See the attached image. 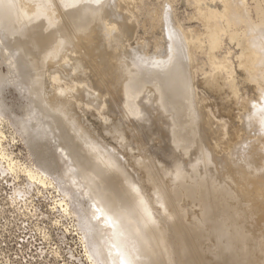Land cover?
I'll use <instances>...</instances> for the list:
<instances>
[{
    "label": "rangeland",
    "instance_id": "374dc122",
    "mask_svg": "<svg viewBox=\"0 0 264 264\" xmlns=\"http://www.w3.org/2000/svg\"><path fill=\"white\" fill-rule=\"evenodd\" d=\"M7 1L9 2V6L11 8L9 9V11H12L10 13V17L13 18V22L15 25L20 24L22 19L24 17H27V9H34L33 6L36 7L38 1H40L44 3L46 8H35L36 12H33V14H36L38 10H40L42 16L43 13L47 14V16H45L47 18L42 17L40 19V22H42L44 19V22H46V24L49 26V29L51 27L49 31H53V26L54 31L55 29L56 31H60V29L58 28H61L63 25H67L66 27H72V29H74V32L76 30L83 31V37H74L76 40L74 38L72 40L70 37L64 36L63 32L60 37L55 34L56 31H53V35L49 31L46 32L51 33V35L53 36H50L53 39L48 37L49 39L47 40V42L51 39V41H54V43L55 41H58L56 42L57 44L55 43L53 45V47H56L55 45H57L58 48H61L63 51L61 52V49L58 50V56L55 58V60L57 59L55 62H57L56 65L58 66V70L50 71L49 66H46L45 70H41V72H43L42 74H40L39 72V75H36V72H38L39 70H34L36 65L35 63H33V68H31L32 71L30 69V72L26 73L25 79H22L20 73L16 70H14V72V67L12 68V66L9 65L11 56L9 55V52L2 51L1 46L3 45V42L0 40V264H116L112 259L110 260L111 263H106L105 261H102V259H99L96 254L97 252L91 246V237L88 234L86 235L85 228L81 222L82 218L85 217L88 221L90 220L89 225L93 223V226H89L90 229L92 227L91 230L96 229L98 232L100 231L102 233L106 231L108 232L109 229L107 227V223L104 222L106 214L102 209H98L99 207L95 203V206H93L94 204H92L93 201L91 199V202L90 200H87L91 197L89 190L86 189L88 187L78 177H72L70 175L71 173L72 175H74L72 171L70 172L69 169L67 170L69 162H67L68 165H66L65 161H67V159L63 158L64 155L62 156V149H60L61 143L60 141H57L59 135L65 136L64 134H66L67 136L63 137L65 138L64 140L69 141L70 139L69 142H72L71 140L75 139L76 142L73 141L74 144H77V141L83 138L84 142L82 140V142L78 141L79 145H74L73 143H71V145H74H72V147H74L75 149H78L82 144L81 147L89 150L91 145V143L89 142H92V147L89 150L91 153H93L91 151L93 150V147V151H96L98 147L101 150V152H99L100 150L98 151L97 149L100 155L95 154L94 152V155L96 157L98 156L99 158L100 156L101 158V155H105L104 157L102 156V160L104 162L108 159L109 161L112 159L111 157L108 158L109 155L112 157L114 156L116 160H119L116 161L115 159H112L111 164H114L115 161L118 165L117 166L116 163L113 165H116L114 172L110 175L112 176L113 174V179L111 177H108L109 179H107L106 181L103 180L102 182L105 181V183L103 184H105L106 188L104 186V189L102 190L101 188L103 187V185L101 183L102 187L101 185L96 187V192L98 190L100 191H98L96 194L98 197L106 194L109 196L110 192L112 191L108 192V190H113V185H115V183H112L115 180L117 184V181H119V185L122 183L121 187H123V192L125 190H128L130 187H132L129 189L130 191L134 188L135 190L133 189L132 191H137L135 192V194H133V196L135 195L134 200H137L141 204L140 206V204L138 203L140 207L139 209L141 210V208H143L141 210L142 212L145 213L147 211L149 215L151 214V217L148 215V218V216L146 215L148 213L146 212L145 216H147L146 218L149 221V224L151 222L152 231L158 230L162 234L161 237L167 250V257H170V259L168 258L167 260L170 261V264H264V178L262 176L259 177L260 175L264 176V167L262 166L264 165V154L262 156V153H264V145L262 146L261 144L264 143V124L261 125L260 123H258V121L255 120L256 118L253 117L255 116L253 113L256 106H259V108L261 107V110L257 109L259 113L261 111L259 116H264V53L259 57L258 60L262 65L260 67V71L257 74H251L252 78L250 76L246 77L245 73L237 68V54L240 52L238 45L235 43H229L227 38L224 39L223 46L218 54L220 57H222L224 54L227 55L228 61H231V63L229 62L231 67H233L231 68V71H234V75L232 74V79L234 80L235 84L234 89L237 91V105L234 103L233 106H229L231 102L227 101L226 99V95L228 94L229 90L228 87L223 86L221 88H216L217 91H215L214 89L207 88L209 87L207 86L208 84L206 85V87L203 83L202 85L199 82L202 79V81H204V77L206 74L205 72L210 68V64L205 53L207 49L206 43L204 46L205 51L203 47V50L200 48H197L200 50H196V48H194L195 50L193 49V57L194 61L196 62L192 78L193 80L189 78L191 76H188L191 75L190 67L188 68L189 65L187 63L189 59V56L187 55L189 54V52L188 48L185 49L186 43L182 41L181 35L183 34V32L190 33L191 31L192 36L196 37L201 35L204 38V35L202 34L204 33V27L200 19L197 18L198 12L192 6L191 0H134L135 2L133 1V5L131 4V0H98L97 6H93V3H91V1L93 0H86L84 4H80V6L76 4L70 10L62 9V11L65 10V22H62L59 18L62 12L60 13L59 9H54L53 6L46 4L45 1L47 0H37V2L36 0H33L34 2H29L32 0L22 2H19V0ZM257 1L261 2L262 4L264 3V0H247L250 9H247L244 12L245 14L242 13L243 16H249L250 20L253 21L252 23H255L254 25H257L260 22V19H258V17L262 18L261 16H258L253 8H251ZM120 2L121 4L123 2L125 3L120 5ZM25 3L29 5H26ZM23 4L29 6L30 8H27L25 6L27 8L25 9ZM115 5L117 7H115ZM124 5L125 7H123ZM127 7L130 8L127 9ZM24 10H26V14H24ZM42 10L44 11L42 12ZM54 10H56V12ZM67 11L69 12L68 14H66ZM75 11L76 13H74ZM57 12H59L60 14L58 15ZM30 13L31 12H29L28 14ZM69 14H71V16ZM159 18H161L162 20ZM237 18H235V22L237 23V25L235 23V29L244 27L243 24H238V22L241 21V18H238L240 21ZM47 19L49 21H47ZM106 19L109 21H107ZM103 21H105L108 25H110L111 22V25L108 26ZM60 23L64 24L60 25ZM261 23L264 24V20ZM56 24H58V27ZM263 24L260 28V30L262 29L261 32H264ZM102 27L106 29L102 30ZM84 31L87 32L85 35ZM261 32L259 31L257 34H252L251 36L254 35V38L249 36V39L251 38L252 40H250L253 41V39H255L256 37L258 38ZM261 35L258 38L259 42L263 41L261 40ZM54 36L57 37H55L54 39ZM262 37H264V35ZM85 38H87L86 42H84ZM77 41H79L80 44H82L83 42V44L80 45L79 43H77ZM258 41L256 39V42L259 44ZM47 44H49V42ZM260 44L259 45L263 47L262 50H264V45H262L263 43ZM79 45L82 54L74 51L80 49L78 47ZM90 49L93 50L90 52ZM165 51L169 54V56L165 53ZM228 52L230 55H228ZM53 53L55 54L54 51ZM91 53L93 55L89 56ZM159 53H161V55H159ZM54 54L53 56H55ZM71 54H76V56H71ZM162 55H165L167 57L165 58ZM44 56H46V54L43 55L42 60L45 59ZM88 56L90 60L89 58H87ZM158 56L161 57V59H159ZM58 57L60 58L58 59ZM149 57L152 58V60ZM168 57L173 58H170L169 60ZM47 58L48 56L46 57V59ZM63 58H65V60ZM109 58H112L115 61L121 59L120 61H116L119 64L116 63V66L113 67L114 71H122L123 69L124 72L127 73L125 75V78H127H124V82H121L123 83L124 87L122 97L124 99V102L122 100L121 105H118L119 107H116V109L112 107L111 100L109 99V95L107 94L109 86H105V84L103 85V83H96L95 76L92 71V68L98 66L99 62L107 60L109 61ZM155 58H157V60L164 59L166 61L162 62L158 60L159 62H162L159 63L155 60ZM180 58L183 62V69L185 70V73L187 72V77L192 82L188 79V93H186V96L184 98L185 101L181 104V107L175 106L173 103H171L172 101L170 99L168 100L169 102L167 101L168 104L165 103L164 106L168 108V116H170L169 118H171V122L170 120H167L168 123H161V121L158 120L160 116H158V114H155V112L158 113V110L159 112H162L161 109L163 110V105L160 103H149V105L148 103H143L144 101L142 100H144V97L146 96L144 88L149 82L153 81L152 77L157 75V69H161L163 68L162 66L167 64V66L172 67L173 62L174 64L177 63V59ZM46 59L45 61H42V66L44 62L48 61ZM143 59H148L152 61L151 63H154L155 61L156 65L158 63V67L154 64V68L153 64H149L150 62H147L148 60L146 61V63L148 64H144L145 60L142 61ZM95 61L98 62L95 63ZM164 62L166 64H164ZM128 64H130L131 66H129ZM159 64H161L162 66H159ZM169 64H171V66ZM126 65H128V67H126ZM8 67L11 68L9 69ZM203 70L206 71L203 72ZM160 71L162 70H159V72ZM16 72H18L17 75L19 74V79L16 75ZM33 72L35 74H33ZM51 75L57 76H54V78ZM200 75L202 78L200 77ZM39 79L41 83H39ZM25 80L27 83L25 82ZM24 85H27L29 89H25L26 86ZM256 85L259 88L256 89ZM104 86L107 90L104 89ZM55 88L57 89L58 95L64 96L62 99L63 101L65 98L70 99L71 103L68 102L69 100H65L66 103H68L67 105L65 101L64 103L59 101L60 107L65 106L62 109H66L67 106L73 104L71 105L72 107L70 106V108H67V110H63L66 111L65 121L63 117L56 118L54 116H50L48 114L49 112L47 111V108L41 105L44 100L43 96H49L50 90H54ZM223 88H226V92ZM53 90H51V92H56L55 90ZM67 90L70 92L68 93ZM194 90L195 95L197 94V92L201 93L200 96L204 99V101H206L204 102L205 105H203V107L206 106L204 107L205 109L202 108L201 103H196V99H194L195 95L193 93ZM59 92L63 93L59 94ZM223 93H225L224 96ZM77 97L82 98L77 99ZM193 99L195 100L194 102ZM245 102L248 105V110L245 108L246 110L244 109L243 111L245 112H243L241 111V108L243 107ZM32 104L34 105L32 106ZM173 107L175 108V110H171V108ZM225 107H232L231 109L234 110H232L233 113L239 114V116L244 117H242L239 123H237L238 118H232L233 116H231V114L226 112L223 113ZM68 110L71 111V114ZM67 111L69 113H67ZM74 111V115L76 114L77 116L78 114H80L76 117L77 119L72 113ZM118 111H120L122 114ZM241 112L243 113V115ZM25 114L27 115V117L29 116V118H25ZM38 114L42 115L41 118L43 121L49 120L46 127H43L42 124L40 126L41 122H39V120H41V118ZM196 114L200 119L196 116ZM71 115L74 116L75 122L77 120V122L79 123L74 126L73 124L76 123L72 121L73 128H71L72 126L69 125L73 117L72 119H68V117H70ZM48 116L50 118H48ZM146 116L150 117L151 120H149V118L147 119ZM151 116H156L158 118L155 119ZM209 116H211V118H209ZM259 116L257 117V120H262ZM20 117L22 119L24 118L25 120H22ZM78 117H80L81 120ZM66 118L70 121H68ZM34 119L36 120V124ZM21 120L24 123H27V133L24 132L23 128H21ZM209 120L211 122H214L209 123ZM66 121L68 122V126L66 124ZM151 121H155V123H151ZM169 123L171 124V126L169 125ZM172 123L173 125L175 124L174 127H172ZM240 123L242 125L241 129L239 130ZM80 124H83L81 126L83 128H86L84 129L89 133L88 136L91 133L93 134V137L92 135L88 137L91 138V140L87 138V133H85V130H82V127L78 126ZM142 124H144V126ZM176 124L178 125V127H176ZM182 124L184 125L182 126ZM209 124H213L212 126L215 127V132L212 136L209 133ZM259 124L263 127H260ZM64 125H66V127H64ZM69 126V130H75L74 133L76 134V136L71 130L74 138L71 137L72 133L70 132L71 134H69V132L66 130V128L68 129ZM77 126L79 128H77ZM161 126L163 132L158 133V131H161ZM165 127L167 128V130L165 129ZM236 127H238L237 129L239 131H242V129H244V132L242 131L241 136H239V134L237 137H233L232 139L230 133L234 136V129ZM35 128L38 130H36ZM182 129H184V131ZM45 130H50V132L52 130L53 131L49 133ZM81 130L82 138L78 137V135H81ZM164 130L166 133L168 131V133L170 134H165ZM169 130L171 131L169 132ZM246 130H248L251 134H254L253 132L255 130V133L258 134L257 143L259 144L261 142V145H257V150H254V145L256 146L257 143L255 144V142H253L252 140H248L249 143H247L248 141L246 139L248 138H243L244 135H247ZM83 131L86 134L87 140L89 141H85L86 138H84L85 134L83 133ZM67 132L69 135H67ZM77 132L79 133L78 135ZM28 133H30V135ZM258 136H262V138L260 139V137L258 138ZM75 137L78 138V140ZM95 137L98 139L96 140ZM241 137L243 138L242 142L240 140L242 139ZM61 140L63 141L62 138ZM245 140L247 144L244 142ZM214 141L217 143V146L219 145V147L221 145H227V150L233 149L231 155L230 153L228 154V152H231L230 150H225L228 155L226 154V152H222L220 154L216 153L217 146H215V148L213 146L214 144H212ZM227 141H232V143L235 142L233 143L234 146L231 145L232 143ZM236 141H240L239 143L243 145H240L238 143L239 145L237 146ZM95 143L97 144V146H95ZM101 143H104L106 146L102 144L103 146L101 147ZM198 143H200V146L197 145ZM83 144H85V146L87 145L88 147H85ZM250 144L251 147H249ZM239 146H241V148H239ZM258 146L262 147L259 148ZM104 147H106L107 150L108 148L110 150L113 149V152L109 150V152L106 153L109 155H106L105 152L107 150H105ZM233 147L237 148L235 149ZM245 149L247 150L245 151ZM103 150L104 152L102 153ZM196 151H199V153H197ZM259 151L260 153L262 152L261 154L259 153L260 155L256 153ZM114 152L118 155L116 156ZM192 152H196V154L194 153L195 156ZM223 153L225 154V156ZM198 154H201V156ZM248 154L251 156H249ZM254 154L256 156H253ZM234 155L236 158L234 157ZM220 157L224 158L226 161L231 160V163H226L225 160L222 158L220 159ZM230 157L232 159H229ZM119 158H123V161H121V159ZM238 158L244 159L239 160ZM252 158H254V160ZM217 159H220L221 161H217ZM243 160H246L249 163L252 162V165L250 164V168L252 169H250L251 171L248 169L246 172L245 169L247 168L246 165H248V163L246 161L244 162ZM184 161H186V165L184 164ZM240 161H243V165L240 164ZM118 162L120 163L122 169L120 168ZM218 162L221 164H219ZM253 162H258L259 164H253ZM261 162L263 163L262 165ZM217 163L218 166L221 165V167H219L220 169L218 168ZM228 163L230 164V167L232 166L231 164H233L232 167H234L235 169L236 166H239L237 169L243 172L237 171L236 173V171H233V173H236V175H233L232 172H230V174L226 173L225 171H228L230 169ZM223 164L224 166H222ZM254 165H257L256 169L252 168L254 167ZM198 166H202V169L198 168ZM225 166L226 168L229 167L228 170L225 168ZM124 167L126 170L124 169ZM207 167H213L211 168L213 172L209 173V169ZM232 167L230 171L232 170ZM120 169L123 173L119 171ZM205 169H208V172ZM66 170L69 172H67L68 174L66 173ZM200 170L204 173L199 174L201 173ZM253 170H255L256 174L253 173ZM91 172L89 170L88 173L86 172L85 174L92 184V182L94 183V180H96V174H93L94 171ZM124 172L127 173V176L130 175V177L126 178ZM244 172H246L245 175ZM249 172L255 174V176L252 174L255 178L251 177L252 175H250ZM257 172H259L260 175H258ZM205 173L207 175H205ZM239 173H241L240 177L239 175H237ZM90 174H93L92 176L95 179L91 177ZM117 174H119V177L117 176ZM199 175H201V178L199 177V179H197V177L195 179V177ZM227 175L229 178H227ZM256 175L258 176V178ZM120 176H123L121 180L122 182L120 181ZM231 176H233V178L236 180L238 179V176L240 180L243 181V183L239 179L237 181L234 180ZM131 177L133 178V180ZM170 178L172 179V181ZM168 179L170 180L168 181ZM246 179H248V183H246ZM108 180H111L112 182H109ZM252 181L253 183H251ZM125 182L132 183V186L131 184L123 186V184H126ZM167 182H169V184ZM244 184L246 185V187L244 186ZM107 185L109 187L112 185V187L108 188ZM84 186H86V188ZM241 186L245 190V193H243L244 191H241ZM125 187L127 189H125ZM238 188L240 190H238ZM105 189L108 190L104 191ZM103 191L104 193H102ZM130 191L128 193L126 191L125 192L130 197H133L131 196L132 191L131 193ZM87 194H89L90 196ZM257 205H259V208ZM93 208L96 209L94 210ZM97 209L98 211H96ZM259 209H261L262 211ZM100 210H102V213L105 215L101 214ZM259 211L263 213L261 214L259 213ZM97 212L98 214L103 215L105 218L101 217V215H97ZM87 215L89 217H87ZM156 216L158 217L156 218ZM153 218L156 219L154 220ZM251 221L256 223H253ZM162 222L163 225L161 224ZM104 223H106V225ZM101 225L104 227H102ZM97 226L99 229H97ZM159 226H162V229L159 228ZM100 228L102 229V231ZM158 228L161 230H159ZM166 235L167 238L165 237ZM103 236H105L103 239L104 242L109 239V235L106 234ZM111 236H113L112 233ZM168 238L169 240L167 241ZM106 243L107 242H105V244ZM169 243H171V245ZM92 252H94V254ZM248 258L250 261H248Z\"/></svg>",
    "mask_w": 264,
    "mask_h": 264
},
{
    "label": "bare ground",
    "instance_id": "6f19581e",
    "mask_svg": "<svg viewBox=\"0 0 264 264\" xmlns=\"http://www.w3.org/2000/svg\"><path fill=\"white\" fill-rule=\"evenodd\" d=\"M22 2V1H27V0H19V2ZM45 1V0H44ZM80 1H81V3H80ZM85 1L86 0H47V1H45V3L46 4H49L50 6H53V8L54 9H59L60 11V13H61V15L59 16V18L61 19V21L62 22H65V17H64V12H65V10L64 11H62V9H72V7L73 6H75L76 4H78L79 6H80V4H84L85 3ZM90 1V0H89ZM97 1L98 0H93V1H91V3H93V6H97ZM103 1V0H102ZM119 1H121V0H119ZM119 1H117V2H119ZM132 1V2H131ZM130 2H131V4L132 3H134L135 1L134 0H131ZM134 1V2H133ZM165 1H167V0H165ZM17 2V1H16ZM29 2H34L33 0L32 1H29ZM29 2H27V3H29ZM36 2H37V0H36ZM88 3V2H87ZM90 3V4H91ZM123 3H125V2H123ZM122 3V4H123ZM165 3V2H164ZM22 4V3H21ZM26 4V3H25ZM23 4L24 5V8L25 9H27L29 6H26V5H29V4ZM34 4V3H33ZM121 4V2H120V5H122ZM130 4V3H129ZM190 4V3H189ZM191 4H192V6L194 7V9H196V11L198 12V16H197V18L198 19H200V21H201V23H202V25H203V27H204V33H202L203 35H204V38L201 36V35H199V36H196V37H194V36H192V34H191V31H190V33L189 32H183V34L181 35V32H180V35H181V39H182V41L184 42V43H186V48L185 49H187L188 48V52H189V54L187 55V56H189L188 58V61H187V63H188V68L190 67V74L191 75H188V76H191V77H189V78H193V73H194V70H195V61H194V57H193V49L194 48H196V50H200V49H202V47L204 48V46H205V43L207 44V49H206V55H207V59H208V61H209V64H210V68H209V70L208 69H206V70H208V71H206V70H203V72L204 71H206L205 73V77H204V81H202V80H200L199 82L202 84H204L205 86L207 85V86H209V87H207V88H211V89H214L215 91H217L216 90V88H221V87H228L229 88V90H228V94L226 95V99H227V101H229V102H231L230 103V105L229 106H233V104L235 103L236 104V95H237V91L234 89L235 88V84H234V80L232 79V74L234 73V71L232 72L231 71V68H233V67H231V65H230V63H231V61H228V59H227V55H223L222 57H220L219 56V51H220V49L222 48V46H223V41H224V39L225 38H227L228 39V41H229V43H235V44H237L238 45V47H239V49H240V52L237 54V60H238V69L239 70H242L244 73H245V76L246 77H251L252 78V76H251V74H257L259 71H260V67L262 66L261 64H260V62L258 61L259 60V57L264 53V50H262L263 49V47L262 46H260L261 44L260 43H263L262 45H264V37H262L264 34V32L262 31L261 32V30H260V28H261V25L263 24V23H261L264 19H263V15H264V3L262 4L261 2H256L255 4H254V6L253 7H251V8H253L255 11H256V13L258 14V16H261L262 18H260V17H258V19H260V22L257 24V25H254L252 22L253 21H251L250 20V17L248 16V17H246L245 15L243 16L242 15V13L243 14H245L244 12L247 10V9H250V7H249V5H248V2H247V0H191ZM39 5V6H38ZM88 5V4H87ZM118 5V4H117ZM119 5V6H120ZM126 5V4H125ZM125 5L123 6V7H125ZM128 5V4H127ZM133 5V4H132ZM131 5V6H132ZM18 6H19V4H18ZM21 6V5H20ZM27 8H26V7ZM36 6V5H35ZM91 6H92V4H91ZM92 6V7H93ZM130 6V7H131ZM188 6H190V5H188ZM38 7H41V8H46V6L44 5V3L43 2H40V1H38V4H37V6L36 7H34L33 6V8L34 9H27V11H28V13L29 12H31L30 14H26L25 13V11L26 10H24V14H26V16L27 17H24L23 15V19H22V21L20 22V24H17V25H15L14 24V22H13V18L12 17H10V13L12 12H10L9 11V9H11L10 8V6H9V2L7 1V0H0V40L3 42V45L1 46L2 47V51L4 52V51H7V52H9V55L11 56V60H10V62H9V65H11L12 66V68L14 67V69H13V71L14 70H16V71H18L19 73H20V75H21V78L23 79H25V76H26V73H28V72H30L29 70L31 69V68H33L32 67V65H33V63H35V71H37V70H39L38 72H36V75L38 74L39 75V72H40V74H42L43 72H41V70L43 71V70H45V67L46 66H49V70L50 71H55V70H58V66L56 65V63L57 62H55L56 60H55V58L58 56V50H60L59 48H58V46L57 45H55L56 47H53V45L56 43V42H58V41H55V43H54V41H51L53 38V34H54V32L56 31V29H55V31H54V26H53V31L51 32V31H49L50 29H51V27H50V29H49V26L46 24V22H44V19H43V21L42 22H40V19L42 18V17H45V16H47V14H44L43 13V16H42V13L40 12V10H38V12L36 13V14H33V12L35 13L36 12V9L35 8H38ZM115 7H117L116 5H115ZM129 7V8H130ZM21 8V7H20ZM30 8V7H29ZM32 8V7H31ZM97 8V7H96ZM120 8V7H119ZM128 7H127V9H129ZM22 9V8H21ZM40 9V8H39ZM50 9H51V7H50ZM126 9V8H125ZM32 10H35V11H32ZM44 10H42V12H43ZM55 12H56V10H54ZM254 11V12H255ZM46 12V11H45ZM59 12H57L58 13V15L60 14ZM73 12V11H72ZM53 13V12H52ZM69 12L67 11L66 12V14H68ZM74 13H76V11L74 12ZM78 13V12H77ZM246 13H248V12H246ZM57 15V16H58ZM70 16H71V14H69ZM73 16H75V15H73ZM243 16V17H242ZM241 18L240 20L238 19V18ZM45 18H47V17H45ZM70 18V17H69ZM74 18V17H73ZM107 18V17H106ZM235 18H237L240 22H238V24L240 23V24H243L244 25V27H241V28H236L235 29V21H236V19ZM56 19V18H55ZM105 19V18H104ZM159 19H161V18H159ZM158 19V20H159ZM46 20V19H45ZM107 20V19H106ZM162 20V19H161ZM173 20V19H172ZM16 21V20H15ZM47 21H49L48 19H47ZM67 21H69V20H67ZM107 21H109V20H107ZM111 21V20H110ZM153 21V20H152ZM174 21V20H173ZM51 22V21H50ZM103 22H105V21H103ZM168 22V21H167ZM176 22V21H175ZM56 23V22H55ZM106 23V22H105ZM174 23V22H173ZM257 23V22H256ZM49 24V23H48ZM61 24H64V23H60V25ZM72 24V23H71ZM107 24V23H106ZM113 24V23H112ZM254 25V27H253V25ZM57 25V27H58V24H56ZM105 25V24H104ZM108 25V24H107ZM110 25H111V22H110ZM110 25H108V26H110ZM236 25H237V23H236ZM264 25V24H263ZM67 26V25H66ZM65 25H63L61 28H58V29H60V31L59 30H57L56 31V33L55 34H57L59 37H60V35L62 34V32H63V35L64 36H68V37H70L72 40H73V38L75 37V38H80V36H82L83 37V31H77L76 30V28H75V32H74V29H72V27H66ZM162 26V25H161ZM56 27V28H57ZM156 27V26H155ZM166 27V26H165ZM171 27V26H170ZM176 27V26H175ZM237 27V26H236ZM103 28V27H102ZM108 28V27H107ZM109 28H111V27H109ZM178 28V27H177ZM106 29V28H105ZM104 28L102 29V30H105ZM166 29V28H165ZM264 29V28H263ZM108 30V29H107ZM153 30V29H152ZM51 32L52 33V35H51V33H46V32ZM261 32V34H263V35H261V40H263L262 42H259L258 41V38H259V36H258V38L256 37L255 39H253V41H251L250 39H249V36H251L252 34H257L258 32ZM85 32V31H84ZM195 32V31H194ZM87 32H85L84 33V35L86 34ZM193 33V32H192ZM198 33V32H197ZM104 34V33H103ZM164 35V34H163ZM50 36H52V37H50ZM87 36V35H86ZM95 36V35H94ZM103 36V35H102ZM127 36V35H126ZM125 36V37H126ZM165 36H166V34H165ZM254 36V35H253ZM253 36H251V37H253ZM52 38L50 41H48L49 42V44H47L48 42H47V40L49 39V38ZM55 37H57V36H54V39H55ZM174 37V36H173ZM74 38V39H75ZM164 38V37H163ZM166 38V37H165ZM254 38V37H253ZM59 39V38H58ZM57 39V40H58ZM84 39V38H83ZM86 39L87 38H85V41L84 42H86ZM94 39V38H93ZM121 39V38H120ZM120 39H118V40H120ZM126 39V38H125ZM130 39V38H129ZM256 39H257V41L259 42V44L256 42ZM61 40V39H60ZM76 40V39H75ZM77 40H79V39H77ZM81 40H82V38H81ZM88 40H90V39H88ZM116 40V39H115ZM169 40V39H168ZM122 41V40H121ZM51 42V43H50ZM53 42V43H52ZM82 42V41H81ZM89 42V41H88ZM123 42H124V40H123ZM123 42H121V43H123ZM157 42V41H156ZM168 42V41H167ZM253 42V43H252ZM75 43V42H74ZM77 43H79V41H77ZM77 43H75V44H77ZM114 43H115V41H114ZM113 43V44H114ZM166 43V42H165ZM57 44V43H56ZM80 44V43H79ZM82 44H83V42H82ZM82 44H80V45H82ZM142 44V43H141ZM78 45V44H77ZM80 45L78 46L79 48H80ZM87 45H89V44H87ZM98 45V44H97ZM83 46H85V45H83ZM83 46H82V48H83ZM141 46V45H140ZM188 46H190V47H188ZM61 47V46H60ZM117 47V46H116ZM77 48V47H76ZM167 48V47H166ZM197 48H200V49H197ZM52 49V50H51ZM78 49V48H77ZM164 49V48H163ZM93 50V49H92ZM91 49H90V52L92 51ZM133 50V49H132ZM159 50V49H158ZM161 50H162V48H161ZM173 50H174V48H173ZM195 50V49H194ZM203 50V49H202ZM53 51L55 52V54L53 53ZM74 51H76V52H78V53H81L82 54V51H81V48L79 49V50H74ZM73 51V52H74ZM85 51H86V49H85ZM97 51V50H96ZM129 51V50H128ZM168 51V50H167ZM181 51H183V50H181ZM204 51H205V48H204ZM56 52H57V54H56ZM61 52H63L62 51V49H61ZM84 52V51H83ZM130 52V51H129ZM170 52V51H169ZM231 52V51H230ZM55 55V56H53V54ZM85 53H88V52H85ZM93 53H94V51H93ZM165 53H166V51H165ZM164 53V54H165ZM171 53V52H170ZM174 53V52H173ZM197 53V52H196ZM202 53V52H201ZM46 54V56H44L45 57V59H46V57L48 56V58L46 59V60H48L47 62H44V64H43V66H42V61H45V59L44 60H42V57H43V55H45ZM48 54V55H47ZM84 54V53H83ZM108 54V53H107ZM166 54H168V53H166ZM172 54V53H171ZM175 54V53H174ZM203 54H204V52H203ZM73 55H75L76 56V54H71V56H73ZM88 55V54H87ZM91 55H93L92 53L89 55V56H91ZM115 55V54H114ZM113 55V56H114ZM126 55V54H125ZM137 55V54H136ZM156 55V54H155ZM159 55H161V53H159ZM176 55V54H175ZM183 55H185V54H183ZM228 55H230L229 54V52H228ZM6 56V55H5ZM86 56V55H85ZM89 56L87 57V58H89ZM111 56V55H110ZM119 56V55H118ZM148 56V55H147ZM152 56V55H151ZM162 56H164L165 58L167 57V56H165V55H162ZM168 56H169V54H168ZM172 56V55H171ZM98 57V56H97ZM116 57V56H115ZM122 57V56H121ZM141 57V56H140ZM159 57V56H158ZM163 57V58H164ZM185 57V56H184ZM183 57V58H184ZM7 58V57H6ZM60 57H58V59H59ZM71 58H74V57H71ZM78 58V57H77ZM92 58V57H91ZM128 58V57H127ZM142 58H144V57H142ZM146 58V57H145ZM150 58V57H149ZM169 58V57H168ZM171 59L173 58V57H170ZM170 58H169V60H170ZM182 58V57H181ZM177 59L178 60V62L177 63H175L174 64V62H173V66L172 67H169V66H167V65H164V64H166L165 62H164V66H162L161 64H159V66H162L163 68H161V67H159V68H161V69H157L156 70V72H158V73H156L155 75L156 76H154V77H152V79H153V81H151V82H149L148 84H147V86L146 85H144V86H146L145 88H144V90H145V97H144V100H142V101H144L143 103H148V105H149V103H151V104H157V103H160V104H162L163 105V110L161 109V111L162 112H159V110H158V113L157 112H155V114H158V116H160V118H158V117H156V116H151V117H153V118H155V119H157L158 118V120L159 121H161V123H166L167 122V120L169 121L171 118H169L170 116H168V108L167 107H165L164 105H165V103H167L168 104V100L170 99L172 102L171 103H173L175 106H179V107H181L182 105V103L185 101L184 100V98H185V96H186V93H188L187 92V85H188V77H187V72L185 73V70L183 69V62H182V59ZM64 60H65V58H63ZM94 59H95V57H94ZM93 59V60H94ZM106 59V58H105ZM104 59V60H105ZM110 59V58H109ZM118 59H119V57H118ZM151 60H152V58H150ZM154 59V58H153ZM159 59H161V57H159ZM158 59V60H159ZM185 59V58H184ZM186 59H187V57H186ZM63 60V61H64ZM76 60V59H75ZM78 60V59H77ZM89 60H90V58H89ZM121 60V59H120ZM120 60H116V61H120ZM145 59H143L142 61H144ZM148 60V59H147ZM147 60H145V62H144V64L146 63V61ZM155 60L156 61H158L157 60V58H155ZM169 60H168V62H169ZM81 61V60H80ZM115 60H113L112 58L108 61H101V62H99V64H98V66H96V67H94V68H92V71H93V73H94V76H95V80H96V83H103V85L105 84V86H109V88H108V90L106 89V87L104 88V89H106L107 90V94L109 95V99L111 100V103H112V107L113 108H115L116 109V107H119L118 105H121V103H122V100H123V102H124V99L122 98L123 97V89H124V87H123V83H121L122 81L124 82V80L127 78H125V75L127 74L126 72H124V70L122 69V71L120 70V71H114V66H116V62ZM133 61V60H132ZM159 61H166V60H164V59H162V60H159ZM158 61V62H159ZM186 61H185V63H186ZM256 61H258V62H256ZM65 62V61H64ZM96 62H98V61H95V63ZM126 62V61H125ZM147 62H150L149 64H153V67H154V64H155V66H157L158 67V63H157V65H156V63H155V61H154V63H151L152 61H150V60H148ZM162 62H159V63H162ZM230 62V63H229ZM59 63H61V62H59ZM187 63H186V65H187ZM66 64H67V62H66ZM65 64V65H66ZM77 64V63H76ZM117 64H119V63H117ZM131 64V63H130ZM130 64H128L129 66H131ZM146 64H148V63H146ZM61 65V64H60ZM128 65H126V67H128ZM170 66H171V64H169ZM57 66V67H56ZM69 66V65H68ZM9 68V67H8ZM11 68V67H10ZM9 68V69H10ZM62 68V67H61ZM91 68V67H90ZM118 68V67H117ZM125 68V67H124ZM139 68V67H138ZM155 68V67H154ZM187 68V69H188ZM197 68V67H196ZM132 69H133V67H132ZM135 69V68H134ZM204 69V68H203ZM155 70V69H154ZM159 70H162V71H160L159 72ZM11 71V70H10ZM31 71H32V69H31ZM130 71V70H129ZM137 71V70H136ZM139 71V70H138ZM201 71V70H200ZM15 72V71H14ZM18 72H16V75H17V73ZM45 72V71H44ZM58 72V71H57ZM155 72V71H154ZM53 73H55V72H53ZM152 73H153V71H152ZM189 73V72H188ZM12 74V73H11ZM32 74V73H31ZM33 74H35L34 72H33ZM32 74V75H33ZM67 74V73H66ZM200 74V73H199ZM203 74V73H202ZM15 75V76H16ZM19 75V74H18ZM18 75H17V77H18ZM69 75V74H68ZM153 75V74H152ZM204 75V74H203ZM234 75V74H233ZM52 76V75H51ZM54 76H57V75H53L52 77H54ZM35 77V76H34ZM52 77H51V79H52ZM200 77H201V75H200ZM55 78V77H54ZM125 78V79H124ZM199 78V77H198ZM202 78V77H201ZM200 78V79H201ZM18 79H19V77H18ZM38 79V78H37ZM42 79V78H41ZM137 79V78H136ZM30 80V79H29ZM193 80V79H192ZM198 80V79H197ZM21 81V80H20ZM39 81H40V79H39ZM38 81V82H39ZM141 81V80H140ZM189 81H191L190 79H189ZM25 82H26V80H25ZM37 82V83H38ZM109 82V83H108ZM192 82V81H191ZM27 83V82H26ZM39 83H41V81L39 82ZM110 83H112V84H110ZM142 83V82H141ZM159 83V84H158ZM199 83V84H200ZM107 84V85H106ZM146 84V83H145ZM202 84V85H203ZM130 85V84H129ZM201 85V86H202ZM24 86H26V88L25 89H29V87H27V85H24ZM82 86V85H81ZM204 86V87H205ZM65 87V86H64ZM190 87V86H189ZM192 87V86H191ZM42 88V87H41ZM52 88V87H51ZM58 88V87H57ZM83 88V87H82ZM237 88V87H236ZM255 88L257 89V88H259V87H257V85L255 86ZM56 89V88H55ZM54 89V90H55ZM65 89H67V88H65ZM206 89V88H205ZM223 89H225V92H226V88H223ZM51 90H53V89H51ZM51 90H50V95L48 96V95H44L43 96V98H44V100H43V102L41 103V105H43V107H45V108H47V111L49 112L48 114L50 115V116H54V117H56V118H64V121H65V112L66 111H63V110H67V108H70V106L71 105H73V104H70L71 102H70V99H64V101L65 100H69L68 102H70L69 104H70V106H67V108L65 109H62L63 107H65V106H62V104H61V106L62 107H60L59 105H60V103H59V101H61V102H63L64 103V101L62 100L63 99V97L64 96H61V95H58V92H57V89L55 90L56 92H51ZM53 90V91H54ZM59 90H60V88H59ZM78 90V89H77ZM62 91V90H61ZM68 91V90H67ZM66 91V92H67ZM189 91H190V89H189ZM70 91H68V93H69ZM143 92V91H142ZM63 92H59V94H62ZM65 93V92H64ZM193 93H194V95H195V90L193 91ZM212 93H213V91H212ZM34 94V93H33ZM142 94V93H141ZM200 94L201 93H199V92H197V94L195 95V98L194 99H196V103L197 104H200L201 103V105H202V108H204V107H206V106H204L203 107V105H205L204 104V102H206V101H204V99L200 96ZM217 94V93H216ZM220 94V93H219ZM224 94L225 93H223V96H224ZM41 95V94H40ZM67 95V94H66ZM191 95V94H190ZM189 95V96H190ZM221 96V95H220ZM68 97V96H67ZM136 97V96H135ZM205 97V96H204ZM80 98V97H79ZM78 97H77V99H79ZM82 98V97H81ZM80 98V99H81ZM222 98V97H221ZM193 99V102L195 101ZM207 99V98H206ZM168 101V102H167ZM212 101V100H211ZM226 101V100H225ZM245 101V100H244ZM192 102V101H191ZM210 102V101H209ZM65 103H66V101H65ZM73 103V102H72ZM140 103V102H139ZM68 103H66V105H67ZM74 104H76V103H74ZM224 104V103H223ZM227 104H229V103H227ZM232 104V105H231ZM245 104H246V102H245ZM243 105V107L241 108V111H243L245 108L247 109L248 107V105L246 104V105ZM29 105H31V104H29ZM34 104H32V106H33ZM39 105V104H38ZM125 105V104H124ZM127 105V104H126ZM159 105V104H158ZM193 105V104H192ZM207 105V104H206ZM225 105V104H224ZM237 105V104H236ZM235 105V106H236ZM141 106H144V105H141ZM200 106V105H199ZM240 106V105H239ZM255 106V105H254ZM72 107V106H71ZM124 107V106H123ZM148 107V106H147ZM170 107V106H169ZM187 107V106H186ZM29 108V107H28ZM31 108V107H30ZM76 108V107H75ZM126 108V107H125ZM159 108H161V107H159ZM193 108V107H192ZM232 108V107H231ZM231 108H228V107H225V109L223 110V113L224 112H226V113H229V114H231V116H233L232 118H238V122L237 123H239V121L242 119V117H244V116H239V114H235V113H233V109H231ZM252 108H253V106H252ZM261 108V107H260ZM259 108V106L257 107H255V109H254V115L256 116H253L254 118H256L255 120L256 121H258V123H260L261 125H263L264 124V116L263 115H261V116H259L260 115V113H261V111H260V113H259V111H257V109L258 110H261ZM43 109V108H42ZM118 109V108H117ZM121 109V108H120ZM119 109V110H120ZM155 109V108H154ZM170 109V108H169ZM172 109H174L175 110V108L173 107V108H171V110ZM205 109V108H204ZM245 109V110H246ZM32 110V109H31ZM35 110V109H34ZM74 110H76V109H74ZM145 110V109H144ZM173 110V111H174ZM233 110V111H232ZM248 110V109H247ZM68 111H70V110H68ZM67 111V113H69ZM73 111V110H72ZM146 111V110H145ZM148 111V110H147ZM150 111V110H149ZM201 111V110H200ZM205 111H207V110H205ZM252 111V110H251ZM38 112V111H37ZM77 112V111H76ZM118 112H120V111H118ZM123 112H124V110H123ZM176 112V111H175ZM180 112H182V111H180ZM194 112H196V111H194ZM243 112H245V111H243ZM73 113V115H74V113H75V111L74 112H72ZM79 113V112H78ZM121 113V112H120ZM150 113V112H149ZM149 113H148V115H149ZM242 113V112H241ZM249 113V112H248ZM257 113H258V115H257ZM29 114V113H28ZM35 114H36V112H35ZM70 114H71V111H70ZM122 114V113H121ZM191 114V113H190ZM206 114H207V112H206ZM222 114V113H221ZM26 115V114H25ZM38 115H40V114H38ZM80 114H78L77 116H79ZM200 115V114H199ZM242 115H243V113H242ZM41 116L42 115H40V118H41ZM68 116V115H67ZM75 116V118L77 117L76 116V114L74 115ZM74 116H70V117H68V119L69 118H71L72 119V117H73V119L71 120V123L69 124V125H71L72 127L71 128H73V125L75 126V125H77V124H79L78 122H77V120H76V122H75V118H74ZM196 116H197V114H196ZM230 116V117H231ZM247 116H248V114H247ZM260 117V119H262V120H257V117ZM24 117V116H23ZM147 117V116H146ZM174 117V116H173ZM187 117V116H186ZM198 117V116H197ZM252 117V116H251ZM21 118V117H20ZM25 118H29V116L27 117V115L25 116ZM48 118H50L49 116H48ZM47 118V119H48ZM79 119H80V117H78ZM149 118V120H151V118L150 117H147V119ZM199 118V117H198ZM209 118H211V116H209ZM208 118V119H209ZM22 119V118H21ZM67 119V118H66ZM67 119V120H68ZM77 119V118H76ZM197 119V118H196ZM200 119V118H199ZM246 119V118H245ZM22 120H25L24 118L22 119ZM21 120V121H22ZM30 120V119H29ZM35 120V119H34ZM55 120V119H54ZM81 120V119H80ZM79 120V121H80ZM173 120V119H172ZM188 120V119H187ZM212 120V119H211ZM49 121V120H48ZM48 121L46 120V121H43L42 120V118H41V120H39V122H41L40 123V126H41V124H42V126L43 127H46L47 126V124H48ZM63 121V120H62ZM68 121H70V120H68ZM72 121L73 122H75L76 124H73L72 125ZM130 121V120H129ZM156 121V120H155ZM155 121H153L154 123H155ZM180 121V120H179ZM23 122V121H22ZM22 122H20V124H21V128H23V130H24V132H26V131H28V129H27V127L28 126H26V122L24 123H22ZM38 122V123H39ZM53 122V121H52ZM67 122V121H66ZM132 122H134V121H132ZM145 122V121H144ZM152 121H151V123H153ZM170 122H171V120H170ZM173 122V121H172ZM176 122V121H175ZM212 122H214V121H212ZM210 120H209V123H212ZM29 123V122H28ZM81 123V122H80ZM158 123V122H157ZM157 123H156V125H157ZM168 123V122H167ZM242 123V122H241ZM239 124L238 126L240 127L239 128V130L241 129V125L242 124ZM257 123V122H256ZM33 124V123H32ZM35 124H36V120H35ZM59 124H60V122H59ZM67 124V126H68V122L66 123ZM259 124V125H260ZM81 125H83V124H80V125H78L79 127L81 126ZM143 126H144V124H142ZM155 125V124H154ZM161 125H163V124H161ZM169 125L171 126V124L169 123ZM169 125H168V128H169ZM177 125V124H176ZM184 124H182V126H183ZM199 125V124H198ZM210 125V124H209ZM213 125V124H212ZM212 125H210V127H209V133H210V135L212 136L213 134H214V132H215V127L214 126H212ZM215 125V124H214ZM247 125V124H246ZM259 125H257V126H259ZM260 125V127H263V126H261ZM77 126V128H79ZM159 126V125H158ZM165 126V125H164ZM175 126V124L173 125V123H172V127H174ZM235 126H237V125H235ZM62 127H63V123H62ZM64 127H66V125H64ZM82 127V126H81ZM155 127H157V126H155ZM176 127H178V125L176 126ZM259 127V128H260ZM30 128V127H29ZM33 128V127H32ZM37 128V127H36ZM35 128V129H36ZM48 128V127H47ZM76 128V127H75ZM76 128V129H77ZM85 128V127H84ZM83 127H82V130L84 129ZM138 128V127H137ZM233 128V127H232ZM238 127H236L233 131H234V136L230 133V135L232 136V139H233V137H237L239 134V136H241V133H242V131L244 130V129H242V131H239L238 129H237ZM258 128V129H259ZM39 129H40V127H39ZM42 129V128H41ZM49 129V128H48ZM55 129V128H54ZM63 129V128H62ZM70 129V126L68 127V129L66 128V130L69 132V134H71L72 132H71V130H69ZM81 129V128H80ZM86 129V128H85ZM84 129V130H85ZM159 129V128H158ZM165 129L167 130V128L165 127ZM175 129V128H174ZM187 129V128H186ZM31 130V129H30ZM34 130V129H33ZM36 130H38V129H36ZM35 130V131H36ZM51 130V129H50ZM50 130L49 131H46V132H49V133H51L50 132ZM82 130H81V135L79 136L78 134V132H77V135H78V137H81L82 138ZM163 129H162V126H161V131H158V133L159 132H163L162 131ZM172 130V129H171ZM171 130H169V132L171 131ZM183 131H184V129H182ZM261 130V129H260ZM56 131V130H55ZM65 131V130H64ZM73 131V133L75 132V130H72ZM90 131V130H89ZM139 131V130H138ZM175 131V130H174ZM181 131V130H180ZM247 131V135L245 136H243V134H242V136H243V138L244 139H246V138H248V139H246L247 141L248 140H252L253 142H255V144L258 142V139H257V133H255V130H254V132H253V130H252V132L254 133V134H251L248 130H246ZM245 131V132H246ZM29 132H31V131H29ZM33 132V131H32ZM41 132H44V131H41ZM40 132V133H41ZM68 132H67V135H69L68 134ZM71 132V133H70ZM79 132H80V130H79ZM244 132V131H243ZM27 133V132H26ZM34 133V132H33ZM48 133V134H49ZM73 133H72V136L71 137H73L74 138V136H73ZM83 133H84V131H83ZM85 133H87V138L88 137H90V135H92V137H93V134L91 133L89 136H88V132H87V130H85ZM84 133V134H85ZM164 133L165 134H167L168 133V131H167V133L165 132V130H164ZM182 133V132H181ZM186 133V132H185ZM199 133V132H198ZM233 133V132H232ZM251 135H250V134ZM29 135H30V133H28ZM35 134V133H34ZM36 134H37V132H36ZM130 134V133H129ZM162 134V133H161ZM164 134V135H165ZM168 134H170V133H168ZM245 134V133H244ZM262 134V133H261ZM38 135H40V134H38ZM44 135V134H43ZM65 136H66V134H64ZM74 135L76 136V134L74 133ZM95 135V134H94ZM159 135V134H158ZM198 135V134H197ZM229 135V136H230ZM260 135V134H259ZM40 136H42V135H40ZM65 136H63V135H59V138L57 139V141L59 142L60 141V143H61V146H60V149H62L61 150V152H62V156L64 155V157L63 158H65V159H67V161H65L66 162V165H68L67 164V162H69V166H68V168H67V166H66V168H67V170L69 169V171L71 172H73V174L74 175H72V173L70 174L72 177H74V178H76V177H78L79 179H81L82 181H83V183H85V185L88 187V188H86V186H84L87 190H89V192H90V195H91V197L89 198V199H87V200H92L93 202H92V204H96L98 207H96V208H98V209H102L103 211H105V214H103L102 213V210H100L101 211V214H103V215H105L106 216V218L103 216V215H101V214H98V212H97V215H101V217H104L105 218V221L104 222H106L107 223V227L109 228L108 229V232L106 231V232H98L96 229H94V230H96V231H94V230H91L92 229V227H91V229L89 228V226H91V225H89V222H90V220L88 221L87 220V218H82V224H83V226H84V228H85V232H86V235L88 234L90 237H91V239H90V241H91V246H92V248H94V250L97 252L96 254H97V256L99 257V259H102V261H105L106 263H111V259L112 260H114V262L116 263V264H170V261L169 260H167L168 258L170 259V257H167L168 256V254H167V250H166V247L164 246V242H163V240H162V237H161V233L158 231V230H154V231H152V229H151V222H150V224H149V221L147 220V216L149 215V213L148 214H146L147 216H145V213L144 212H142L141 210L143 209V208H141V210L139 209L140 207H139V205H138V203L140 204V202H138L137 200V202L134 200L135 198H134V196H133V194H135V192H137V191H132L133 189H131V191H132V193H131V191L129 190L130 188H132V187H130L129 188V186H128V190L130 191V193L132 194L131 196H133V197H130L128 194H126V192L128 191V190H125V189H127L126 187H125V191L123 192V187H121V180H122V177H121V179H120V185H119V181H117L118 182V184L114 181L112 184H114L115 183V185H113V190H108V189H105L104 191H107L108 190V192H110V191H112V192H110V194H109V196L106 194V195H103V196H101V197H98L97 196V192L99 191H97L96 192V187H98L99 185H101V183H102V185H103V187H102V185H101V189L103 190L104 189V186H105V184H103V183H105V181L107 180V179H109L110 177L112 178L113 177V174H112V176H110L111 175V173H113L114 172V169H115V167H116V165H117V163L114 161V164L116 163V165L115 166H113L114 164L112 163L111 164V161H112V159L114 160L115 159V157L113 158L112 156H110L109 154H106L107 152H109V148H108V150H107V148L106 147H104V149L105 150H107L106 152H105V154L106 155H109V157L108 158H112L110 161H109V159L108 160H106L105 162L102 160L103 159V157L105 156H103V155H101V158H100V156H99V158H98V156L96 157L95 155H94V152H95V154H98V155H100L99 154V152H101V150L99 149V147L97 148L98 149V151H97V149H96V151H97V153H96V151H93L94 150V147L92 148L93 150H91L93 153H91L89 150H90V148L92 147L91 145L93 144L92 142H89V143H91V145H90V148H89V150H87L86 148H84V147H81V145L79 146V148L78 147H76V148H78V149H75L74 147H72V145L74 144L73 143V141L74 142H76L75 141V139L74 140H71L72 142H69L70 141V139H69V141L68 140H64L65 138H63V137H65ZM85 137L84 138H86V134L84 135ZM163 136V135H162ZM162 136H161V138H162ZM171 136H172V134H171ZM182 136V135H181ZM180 136V137H181ZM34 137V136H33ZM39 137V136H38ZM51 137V136H50ZM67 137V136H66ZM70 137V136H69ZM168 137V136H167ZM260 136H258V138H259ZM31 138V137H30ZM29 138V139H30ZM35 138V137H34ZM61 138L63 139V141L61 140ZM76 138V137H75ZM87 138H86V140L85 141H89V140H87ZM96 138V137H95ZM166 138V137H165ZM242 138V137H241ZM243 138L242 139H240V138H238V139H240L241 140V142H242V140H243ZM262 138V136L260 137V139ZM47 139V138H46ZM77 140H78V138H76ZM80 139V138H79ZM88 139H90L91 140V138H88ZM93 139V138H92ZM98 138H96V140H97ZM176 139V138H175ZM230 139H231V137H230ZM237 139V138H236ZM235 139V140H236ZM259 139V140H260ZM45 140V139H44ZM48 140V139H47ZM83 141V138L82 139H80V140H78V141H80V142H82ZM178 140V139H177ZM246 140L244 141L245 143H246ZM263 140H264V138H263ZM262 140V141H263ZM35 141V140H34ZM49 141V140H48ZM78 141H77V144L76 145H79L78 144ZM99 141V140H98ZM170 141V140H169ZM173 141V140H172ZM233 141V140H232ZM232 141H227V142H230V143H232ZM31 142V141H30ZM84 142V141H83ZM95 142H97V141H95ZM100 142H101V140H100ZM237 142V141H236ZM240 141H238L237 143H236V145L238 146L240 143H239ZM260 142V141H259ZM32 143V142H31ZM33 143H36V142H33ZM48 143V142H47ZM71 143H73L72 145H71ZM89 143H87V144H89ZM233 143H235V142H233ZM233 143L231 144V145H233ZM239 143V144H238ZM247 143H249V141L247 142ZM246 143V144H247ZM261 143V142H260ZM259 143V144H260ZM74 144V145H75ZM86 144V143H85ZM85 144H83L84 146H85ZM96 144V143H95ZM99 144V143H98ZM102 144H104V143H101V147L103 146ZM166 144V143H165ZM212 144H214L213 146L215 147V146H217V143L214 141ZM227 144V143H226ZM246 144H244V145H246ZM258 143L256 144V146L254 145V150L256 149V147H257V145H259ZM262 144V146L264 145V143H261ZM260 144V145H261ZM73 145V146H74ZM105 145V144H104ZM198 146H200V143H198L197 144ZM230 145V144H229ZM228 145V146H229ZM240 145H243V144H240ZM95 146H97V144L95 145ZM106 146V145H105ZM234 146V145H233ZM262 146H258L259 148L260 147H262ZM85 147H88L87 145L85 146ZM230 147V146H229ZM243 147V146H242ZM249 147H251V144L249 145ZM248 147V148H249ZM83 148V149H82ZM111 148V147H110ZM173 148V147H172ZM189 148V147H188ZM216 148V147H215ZM231 148V147H230ZM233 148H237V147H233ZM239 148H241V146H239ZM245 148H246V146H245ZM179 149H180V147H179ZM217 151H216V153H218V154H220V153H222V152H226L225 150H227V145H221L220 147H219V145L217 146ZM215 149V150H216ZM243 149V148H242ZM262 149V148H261ZM264 149V148H263ZM113 150V149H112ZM112 150H110V151H112ZM174 150V149H173ZM230 150V149H229ZM229 150H227V151H229ZM233 150V149H232ZM232 150H230L231 152H228V154L230 153V155H231V153H232ZM244 150V149H243ZM242 150V151H243ZM247 149H245V151H246ZM249 150V149H248ZM257 150V149H256ZM171 151V150H170ZM180 151V150H179ZM193 151H195V150H193ZM244 151V152H245ZM263 151V150H262ZM104 152V150L102 151V153ZM113 152V151H112ZM111 152V153H112ZM197 152V151H196ZM196 152H194L195 154H196ZM249 152V151H248ZM250 152H252V151H250ZM255 152V151H254ZM264 152V151H263ZM101 153V154H102ZM115 153V152H114ZM113 153V154H114ZM174 153V152H173ZM180 153V152H179ZM193 153V152H192ZM193 153V154H194ZM197 153H199V151L197 152ZM236 153H238V152H236ZM256 153H260V151L259 152H256ZM255 153V154H256ZM262 153V152H261ZM260 153V154H261ZM113 154H111V155H113ZM116 154V153H115ZM114 154V155H115ZM195 154H194V156H195ZM201 154H202V152H201ZM201 154H198V155H200L201 156ZM224 154V153H223ZM226 154H227V152H226ZM227 154V155H228ZM239 154H242V153H239ZM253 154V153H252ZM253 155V156H256V155ZM259 154V155H260ZM263 154L264 153H262V156H263ZM118 154H116V156H117ZM175 155V154H174ZM198 155H197V158H198ZM249 155V154H248ZM247 155V156H248ZM103 156V157H102ZM177 156V155H176ZM221 156V155H220ZM223 156V155H222ZM224 156H225V154H224ZM223 156V157H224ZM239 156V155H238ZM249 156H251V155H249ZM234 157H235V155H234ZM242 157V156H241ZM246 157V156H245ZM244 157V158H245ZM257 157H259V156H257ZM256 157V158H257ZM261 157V156H260ZM264 157V156H263ZM106 158V157H105ZM185 158V157H184ZM197 158H195V159H197ZM200 158V157H199ZM202 158V157H201ZM222 157H220V159H221ZM236 158V157H235ZM234 158V159H235ZM244 158H238L239 160H242V159H244ZM64 159V160H65ZM119 159H121V161H123V158H119ZM203 159V158H202ZM220 159H217V161H221ZM222 159H224V158H222ZM227 159V158H226ZM229 159H232L231 157L229 158ZM233 159V160H234ZM253 160H254V158H252ZM116 160V159H115ZM118 160V159H117ZM116 160V161H117ZM186 160V159H185ZM190 160V159H189ZM225 160V159H224ZM237 160V159H236ZM263 160V159H262ZM119 161V160H118ZM121 161H120V163H121ZM216 161V162H217ZM231 161V160H230ZM230 161H226L225 160V162L227 163V162H230ZM244 161V160H243ZM243 161H240L241 163V165H243L242 163H243ZM246 161V160H245ZM244 161V162H245ZM185 162L186 161H184V164H185ZM193 162H194V160H193ZM192 162V163H193ZM196 162V161H195ZM222 162H224V161H222ZM247 163H248V165H249V167H248V165H246L245 163V165L247 166V168L245 169L246 170V172H247V170L249 169H251L250 168V164L252 163H249L248 161H246ZM259 162H260V159H259ZM263 162H264V160H263ZM119 163V162H118ZM120 163H119V165H120ZM124 163V162H123ZM182 163V162H181ZM200 163V162H199ZM214 163H215V161H214ZM219 163V162H218ZM218 163H217V166H218ZM231 163V162H230ZM256 164V163H258V162H253V164ZM201 164V163H200ZM219 164H221V163H219ZM229 164V163H228ZM259 164V163H258ZM263 163L261 162V165H262ZM186 165V164H185ZM206 165V164H205ZM232 166H233V164H231ZM239 165V164H238ZM252 165V164H251ZM118 166V165H117ZM125 166V165H124ZM200 166V165H199ZM198 166V168H201L202 169V166L201 167H199ZM215 166V165H214ZM222 166H224V164L222 165ZM231 166V167H232ZM235 166V165H234ZM245 166V167H246ZM257 166V165H256ZM256 166L254 165V167H252V168H255L256 169ZM263 167H264V165H262ZM123 167V166H122ZM203 167H205V166H203ZM219 167H221V165L220 166H218V168ZM229 167H230V164H229ZM228 167V168H229ZM231 167H230V169H231ZM239 167V166H238ZM237 166H236V169L238 168ZM243 167V166H242ZM262 167V168H263ZM120 168H121V165H120ZM208 169H209V173L210 172H213L212 170H211V168H213V167H207ZM225 168H226V166H225ZM228 168H226L227 170H228ZM233 168L234 167H232V170L230 171V169L228 170V171H225L226 173H229L230 174V172H232L233 173V171L235 172L236 171V173H237V171L238 172H240L239 171V169H235L234 168V170H233ZM244 168V167H243ZM71 169V170H70ZM118 169V168H117ZM116 169V170H117ZM122 169V168H121ZM121 169L119 170V171H121ZM124 169H125V167H124ZM123 169V170H124ZM185 169V168H184ZM208 169H205L206 171L208 170ZM220 169V168H219ZM241 169V168H240ZM66 170V173L68 172ZM90 170V172L91 171H94L93 172V174L95 173L96 174V176H95V178H96V180H94V183L92 182V184L90 183V181L88 180V178L86 177L87 175L85 174L86 172L88 173V171ZM115 170V171H116ZM126 170V169H125ZM182 170V169H181ZM211 170V171H210ZM252 170V169H251ZM250 170V171H251ZM215 171V170H214ZM219 171V170H218ZM254 172L253 173H255L256 174V172H255V170H253ZM260 171V170H259ZM262 171H263V169H262ZM128 172V171H127ZM181 172V171H180ZM200 172H201V170H200ZM208 172V171H207ZM206 172V173H207ZM241 172H243V171H241ZM246 172H244V175H245V173ZM264 172V171H263ZM69 173V172H68ZM67 173V174H68ZM92 173V172H91ZM121 173H123L122 171H121ZM125 173V172H124ZM202 173H204V172H201V173H199V174H202ZM205 173V175H207ZM236 173H233V175H236ZM253 173H250L249 172V174L250 175H252ZM258 173V175H260L259 174V172H257ZM261 173V172H260ZM93 174H90V176L91 177H93L92 175ZM120 174V173H119ZM119 174H117V176L119 175ZM132 174V173H131ZM135 174V173H134ZM217 174V173H216ZM248 174V173H247ZM255 174H253L254 176H255ZM264 174V173H263ZM89 175V174H88ZM123 175V174H122ZM125 175H126V178H128V177H130V175L129 176H127V173H125ZM204 175V176H205ZM232 175V174H231ZM237 175H239V177H240V175H241V173H239V174H237ZM251 176V177H254V176ZM76 176V177H75ZM89 176V177H90ZM115 176V175H114ZM132 176V175H131ZM201 175H199V176H196L195 177V179L197 178V179H199V177H200ZM248 176V175H247ZM257 176V175H256ZM263 177L264 178V176L263 175H260L259 177ZM109 177V178H108ZM119 177V176H118ZM170 177V176H169ZM183 177V176H182ZM232 178H233V176H231ZM235 177V176H234ZM238 176H237V178L240 180V178H239ZM242 177H243V173H242ZM241 177V178H242ZM94 178V177H93ZM92 178V179H93ZM94 178V179H95ZM132 178V177H131ZM130 178V179H131ZM158 178V177H157ZM201 178V177H200ZM226 178V177H225ZM227 178H229L228 177V175H227ZM244 178H245V176H244ZM248 178V177H247ZM255 178V177H254ZM257 178H258V176H257ZM90 179V178H89ZM113 179V178H112ZM125 179V178H124ZM171 179V178H170ZM170 179H168V181L170 180ZM194 179V180H195ZM234 179V178H233ZM237 179V180H238ZM103 180H105L104 182H102ZM126 180V179H125ZM129 180V179H128ZM132 180H133V178H132ZM167 180V179H166ZM234 180H236V179H234ZM236 180V181H237ZM109 181V180H108ZM159 181H161V180H159ZM165 181V180H164ZM171 181H172V179H171ZM241 181V180H240ZM240 181H238V182H240ZM245 181H247L246 183H248V179H246ZM81 182V181H80ZM109 182H112L111 180L109 181ZM136 182V181H135ZM193 182V181H192ZM242 183H243V181H241ZM259 182V181H258ZM126 183V182H125ZM168 184H169V182H167ZM172 183V182H171ZM251 183H253V181L251 182ZM82 184V183H81ZM107 184V183H106ZM117 184V185H116ZM129 185V184H131V186H132V183H126V184H123V186L124 185ZM154 184V183H153ZM237 184H239V183H237ZM260 184V183H259ZM173 185V184H172ZM241 185H243V184H241ZM255 185H257V184H255ZM108 186V185H107ZM169 186V185H168ZM174 186V185H173ZM244 186L246 187V185L244 184ZM110 187H112V185L110 186ZM109 186H108V188H110ZM164 187V186H163ZM166 187V186H165ZM105 188H106V186H105ZM141 188V187H140ZM228 188V187H227ZM227 188H226V190H227ZM168 189V188H167ZM166 189V190H167ZM241 191H244L243 193H245V190L243 189V187L241 186ZM239 188H238V190H240ZM243 189V190H242ZM135 190V189H134ZM147 190V189H146ZM145 190V191H146ZM104 191L102 192V193H104ZM128 191V192H129ZM100 192V191H99ZM127 192V193H128ZM134 192V193H133ZM123 193H125V194H123ZM129 193V194H130ZM242 193V192H241ZM137 194V193H136ZM86 195V194H85ZM87 195H89V194H87ZM89 195V196H90ZM138 195V194H137ZM89 196H87V197H89ZM86 197V198H87ZM137 197V196H136ZM157 197V196H156ZM139 198V197H138ZM158 198V197H157ZM146 199H148V198H146ZM91 200H90V202H91ZM158 201V200H157ZM136 202V203H135ZM263 203V202H262ZM95 204L93 205V206H95ZM259 204H261V203H259ZM264 204V203H263ZM91 206V205H90ZM140 206H141V204H140ZM258 206V208H259V205H257ZM89 207V206H88ZM261 207V206H260ZM86 208V207H85ZM96 208H93L94 210L96 209ZM98 209L96 210V211H98ZM165 209V208H164ZM259 210H261V209H259ZM112 211V212H111ZM262 211V210H261ZM90 212V211H89ZM95 212V211H94ZM167 212V211H166ZM87 213V212H86ZM259 213H261L260 211H259ZM263 213V212H262ZM261 213V214H262ZM94 214V213H93ZM155 214V213H154ZM264 214V213H263ZM151 215V214H150ZM149 215V216H150ZM156 215V214H155ZM149 216H148V218H149ZM87 217H89L88 215H87ZM93 217V216H92ZM96 217V216H95ZM151 217V216H150ZM158 216H156V218H157ZM264 217V216H263ZM97 218H98V216H97ZM155 218V219H156ZM227 218V217H226ZM94 219H96V218H94ZM154 219V218H153ZM154 219V220H155ZM98 220H100V219H98ZM102 220H103V218H102ZM101 220V221H102ZM157 220H159V219H157ZM94 221V220H93ZM96 221V220H95ZM254 221V220H253ZM253 221H251V222H253ZM256 221V220H255ZM155 222H157V221H155ZM158 222H161V221H158ZM106 223H104L105 225H106ZM253 223H256V222H253ZM101 224V223H100ZM156 224H158V223H156ZM162 225H163V222L161 223ZM97 225H98V222H97ZM165 225V224H164ZM231 225V224H230ZM257 225V224H256ZM93 226V225H92ZM102 226V225H101ZM154 226V225H153ZM258 226V225H257ZM102 227H104V226H102ZM155 227V226H154ZM162 226H159V228H161ZM158 228V229H159ZM164 228V227H163ZM257 228H259V227H257ZM97 229H99L98 228V226H97ZM101 229V228H100ZM156 229H157V226H156ZM162 229V228H161ZM161 229H159V230H161ZM104 230V229H103ZM101 231H102V229H101ZM164 232H165V230H164ZM111 233L113 234V236H111ZM109 235L108 237H109V239L107 240V241H105V242H107L106 244H105V242L103 241V239H104V237L105 236H103V235ZM121 235V236H120ZM112 237V238H111ZM166 238H167V235L165 236ZM169 237V236H168ZM243 237V236H242ZM171 239V238H170ZM169 240V238L167 239V241ZM103 241V242H102ZM240 241V240H239ZM172 243V242H171ZM171 243H169L170 245H171ZM101 244H102V246H101ZM104 244V245H103ZM170 245H169V247H170ZM110 246H112V247H110ZM245 246V245H244ZM170 249H171V247H170ZM176 249H178V248H176ZM175 249V250H176ZM183 249V248H182ZM91 250H93V249H91ZM179 250H181V249H179ZM205 252V251H204ZM93 254H94V252H92ZM183 253V252H182ZM205 255V254H204ZM94 257H96V256H94ZM111 257V258H110ZM188 258V257H187ZM181 259V258H180ZM256 259V258H255ZM187 260V259H186ZM257 260V259H256ZM100 261V260H99ZM180 261V260H179ZM189 261V260H188ZM191 261V260H190ZM225 261V260H224ZM248 261H250L249 260V258H248ZM248 261H247V263H248ZM251 261H254V260H251ZM98 262V261H97ZM96 262V263H97ZM168 262V263H167ZM177 263V262H176ZM245 263V262H244ZM174 264V263H173ZM183 264V263H182ZM189 264H192V263H189Z\"/></svg>",
    "mask_w": 264,
    "mask_h": 264
}]
</instances>
